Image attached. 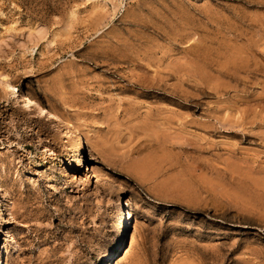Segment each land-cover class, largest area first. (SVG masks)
I'll return each instance as SVG.
<instances>
[{
  "label": "rangeland",
  "instance_id": "1",
  "mask_svg": "<svg viewBox=\"0 0 264 264\" xmlns=\"http://www.w3.org/2000/svg\"><path fill=\"white\" fill-rule=\"evenodd\" d=\"M0 73L88 166L0 90V264H264V0H0Z\"/></svg>",
  "mask_w": 264,
  "mask_h": 264
},
{
  "label": "bare ground",
  "instance_id": "2",
  "mask_svg": "<svg viewBox=\"0 0 264 264\" xmlns=\"http://www.w3.org/2000/svg\"><path fill=\"white\" fill-rule=\"evenodd\" d=\"M36 34H38V36H35V35H33L35 37L32 36L34 39H37L38 37L41 36L40 31H38ZM16 87L12 86L9 83V79L7 78V76H5L2 73H0V90H1L2 94L5 97L11 98L14 101V103L18 104L19 107L25 113L35 114V116L37 118L42 119V120H44V121H46L48 123H52L56 127L55 129L59 128L60 130H66V128H65L66 126L64 127L65 124L63 123V121L60 118H58L54 113H52L48 109L40 107L34 100H32V99L28 98L27 96L21 94L19 92V90L17 89L18 87L17 88ZM52 124H50V125H52ZM69 128H71V127H69ZM71 130L72 129H70V131ZM70 131L66 130L65 133L67 132V134H68V136H69V138L71 140L70 143H71L72 147L74 148L75 152H77V154H78L77 159L73 160L71 164H72V167L76 170L77 174H82L84 167L87 166L86 163L84 162V157H82L83 154L81 155L83 147L80 144V142H78V140L73 135V133L70 132ZM50 155H53V154H50ZM91 171L90 172L93 173L91 175H94V176L98 177V171H97V169L94 166H92ZM135 237L131 236V238H130V245L131 246L135 242ZM113 258L114 257L112 256V258L110 260H112Z\"/></svg>",
  "mask_w": 264,
  "mask_h": 264
}]
</instances>
